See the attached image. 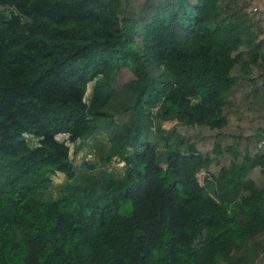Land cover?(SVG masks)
I'll use <instances>...</instances> for the list:
<instances>
[{"label":"trees","instance_id":"trees-1","mask_svg":"<svg viewBox=\"0 0 264 264\" xmlns=\"http://www.w3.org/2000/svg\"><path fill=\"white\" fill-rule=\"evenodd\" d=\"M256 132L264 0H0V264H264Z\"/></svg>","mask_w":264,"mask_h":264},{"label":"rangeland","instance_id":"rangeland-1","mask_svg":"<svg viewBox=\"0 0 264 264\" xmlns=\"http://www.w3.org/2000/svg\"><path fill=\"white\" fill-rule=\"evenodd\" d=\"M174 121H166L163 123L164 128H169L172 126ZM75 147L71 146V156L73 158V161L76 165L81 166L82 162L85 160H95L97 161V153L98 149H95L92 147V140L89 139L80 149H78L76 152H74ZM122 163H112L111 167L115 168L117 170L120 169ZM203 173H200L199 177L202 180ZM62 178L61 175L56 176V180L60 181Z\"/></svg>","mask_w":264,"mask_h":264},{"label":"water","instance_id":"water-1","mask_svg":"<svg viewBox=\"0 0 264 264\" xmlns=\"http://www.w3.org/2000/svg\"><path fill=\"white\" fill-rule=\"evenodd\" d=\"M254 137H255L257 140H262V139H264V136H263V134H262L261 132H256V133L254 134Z\"/></svg>","mask_w":264,"mask_h":264}]
</instances>
